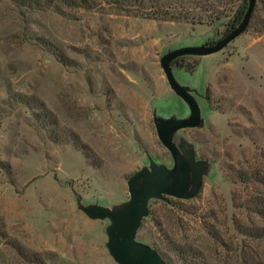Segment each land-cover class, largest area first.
I'll return each instance as SVG.
<instances>
[{
	"label": "rangeland",
	"instance_id": "1",
	"mask_svg": "<svg viewBox=\"0 0 264 264\" xmlns=\"http://www.w3.org/2000/svg\"><path fill=\"white\" fill-rule=\"evenodd\" d=\"M97 1L0 0V264H119L106 246L111 220L82 208L120 211L129 177L151 161L177 175L155 122L189 107L160 58L217 41L248 3L148 1L199 21ZM171 69L200 107L201 124L171 139L200 163L201 186L190 199L148 197L135 240L173 257L166 229L198 252L189 264H264V0L223 48Z\"/></svg>",
	"mask_w": 264,
	"mask_h": 264
},
{
	"label": "water",
	"instance_id": "2",
	"mask_svg": "<svg viewBox=\"0 0 264 264\" xmlns=\"http://www.w3.org/2000/svg\"><path fill=\"white\" fill-rule=\"evenodd\" d=\"M254 6L255 0H248L240 22L217 41L211 44L178 47L161 56L160 66L169 86L189 107L187 117L161 118L155 122L158 138L170 152L177 168V175L151 161L148 168H141L129 177L127 181L129 199L120 211H113L98 204L82 208L91 218L111 220L107 230L106 246L112 258L119 264H167L156 250L135 240L137 229L147 213L146 200L150 196L161 199L165 196L190 199L197 194L201 186L200 163L189 160L171 139L175 131L197 127L202 122L197 101L188 86L177 82L172 73L171 62L181 55H206L223 48L246 28ZM169 173L174 176L172 180L168 176Z\"/></svg>",
	"mask_w": 264,
	"mask_h": 264
},
{
	"label": "trees",
	"instance_id": "3",
	"mask_svg": "<svg viewBox=\"0 0 264 264\" xmlns=\"http://www.w3.org/2000/svg\"><path fill=\"white\" fill-rule=\"evenodd\" d=\"M40 0H19V3L22 5H25L26 3L28 4H34V5H39ZM45 1V0H43ZM81 2L86 3L87 5H93V4H98L99 2L97 0H80ZM148 1H157L159 3V0H105V2H109L110 4L114 5L115 7L125 10L126 12L129 13H134V14H139V15H144V16H163L166 17L168 14L171 15V17H181V18H188L190 16V19L193 20L195 17L197 20L202 21L203 20V14H198L195 12H191L190 10H184L179 11V12H174L171 10H168V8H152V3H148ZM207 9L212 13L208 14V17L210 18V21H212L215 18H218V15L213 17V13L217 10L215 7L214 3L212 2H207L206 3ZM246 6L240 5L235 12L231 23H230V28L233 26H236L240 20L243 17V14L245 12ZM163 230V229H162ZM161 230V231H162ZM165 232L164 235L168 239L170 243H172L171 249L175 252V256H171L169 254V251L164 247L161 246L157 242H153L151 245L154 250H156L159 255L163 258V260L167 264H189L191 260H193L198 253L194 248L191 247V245L186 244V245H181L176 238H173L174 232L173 231H168L164 229ZM207 264V263H205Z\"/></svg>",
	"mask_w": 264,
	"mask_h": 264
},
{
	"label": "bare ground",
	"instance_id": "4",
	"mask_svg": "<svg viewBox=\"0 0 264 264\" xmlns=\"http://www.w3.org/2000/svg\"><path fill=\"white\" fill-rule=\"evenodd\" d=\"M169 178L172 180L174 178V176L172 174L169 173Z\"/></svg>",
	"mask_w": 264,
	"mask_h": 264
}]
</instances>
